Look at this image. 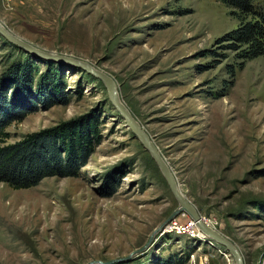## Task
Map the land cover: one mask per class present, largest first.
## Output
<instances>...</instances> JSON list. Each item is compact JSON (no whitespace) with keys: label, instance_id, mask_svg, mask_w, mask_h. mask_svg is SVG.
Masks as SVG:
<instances>
[{"label":"rangeland","instance_id":"obj_1","mask_svg":"<svg viewBox=\"0 0 264 264\" xmlns=\"http://www.w3.org/2000/svg\"><path fill=\"white\" fill-rule=\"evenodd\" d=\"M0 23L38 48L86 60L111 76L197 212L234 244L243 264H264V54L240 68L234 52L219 48L216 39L239 24L228 6L0 0ZM210 49L217 56L205 53ZM29 58L37 67L34 85L57 66L68 102L13 122L8 141L87 113L96 114L100 141L77 177H49L24 189L0 183V264L107 261L146 243L114 264H234L199 229L198 236L166 230L178 202L102 81L0 35V73Z\"/></svg>","mask_w":264,"mask_h":264},{"label":"trees","instance_id":"obj_2","mask_svg":"<svg viewBox=\"0 0 264 264\" xmlns=\"http://www.w3.org/2000/svg\"><path fill=\"white\" fill-rule=\"evenodd\" d=\"M221 1L230 8L239 24L217 38L216 43L219 48L234 52L241 68L245 61L264 54V6L256 5L255 0ZM205 53L218 54L213 49ZM36 70L35 63L29 58L11 63L0 73V183L13 189L36 186L49 177H77L100 141L99 123L94 113L8 141L7 128L13 122L23 120L39 108L48 109L68 102L57 66L48 68L34 85ZM229 74L234 75V68ZM180 262L171 263L168 259L161 264Z\"/></svg>","mask_w":264,"mask_h":264},{"label":"water","instance_id":"obj_3","mask_svg":"<svg viewBox=\"0 0 264 264\" xmlns=\"http://www.w3.org/2000/svg\"><path fill=\"white\" fill-rule=\"evenodd\" d=\"M0 35L5 39L15 44L16 46L24 49L26 52L31 55L43 57L51 61H56L61 64H67L72 67H75L87 74H90L94 78L102 81L104 84L110 102L116 108V110L120 113V115L124 118L126 125L131 129L137 139L141 142L144 148L149 152L152 159L155 161L157 167L162 173L164 179L166 180L169 189L175 199L178 202L177 208L171 213V215L166 219L165 222L170 221L172 218L177 216L179 213L187 212L189 216L195 221L198 229L206 236L205 238L216 241L219 245L223 246L225 250L228 251L229 255L234 261V264H243V259L236 249L234 244L230 242L226 237H224L221 233L216 231L210 225L206 224L203 221V217L197 212L192 203L184 196V194L180 191V188L176 182L174 175L172 174L171 169L166 163L165 159L161 156L158 151V148L153 143V141L149 138L148 134L144 131V129L139 125V123L132 116L130 111L124 105V103L120 100L117 90L116 84L111 76H109L104 71L95 68L86 60L70 57L64 54H53L41 48H38L31 43L21 39L10 30H8L2 23H0ZM148 243L144 244L140 248L133 250L131 253L124 257L114 258L107 261L101 260H91L85 264H114L124 260L131 259L135 254L140 253L146 249Z\"/></svg>","mask_w":264,"mask_h":264},{"label":"built area","instance_id":"obj_4","mask_svg":"<svg viewBox=\"0 0 264 264\" xmlns=\"http://www.w3.org/2000/svg\"><path fill=\"white\" fill-rule=\"evenodd\" d=\"M203 221L210 225L208 221L203 217ZM167 231L174 232L175 234H187L189 236H198L197 231L198 227L195 221L187 216L184 220H171L165 226Z\"/></svg>","mask_w":264,"mask_h":264},{"label":"bare ground","instance_id":"obj_5","mask_svg":"<svg viewBox=\"0 0 264 264\" xmlns=\"http://www.w3.org/2000/svg\"><path fill=\"white\" fill-rule=\"evenodd\" d=\"M166 163H167V161H166ZM167 164H168V163H167ZM168 166H169V165H168ZM169 168H170V167H169ZM198 234H199V236H201V237H203V235H204L202 232H201V233L198 232ZM202 234H203V235H202ZM204 236H205V235H204ZM5 260H6V259H5ZM6 261H7V260H6Z\"/></svg>","mask_w":264,"mask_h":264}]
</instances>
